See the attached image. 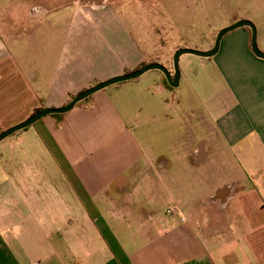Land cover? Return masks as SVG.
Masks as SVG:
<instances>
[{"label":"crops","instance_id":"obj_1","mask_svg":"<svg viewBox=\"0 0 264 264\" xmlns=\"http://www.w3.org/2000/svg\"><path fill=\"white\" fill-rule=\"evenodd\" d=\"M105 9L0 0L1 128L143 61L131 41L118 59L101 56L100 31L116 28ZM247 37L221 39L212 56L220 96L141 119L104 88L15 132L0 147V264H264V59ZM158 124L168 153L152 144Z\"/></svg>","mask_w":264,"mask_h":264},{"label":"rangeland","instance_id":"obj_2","mask_svg":"<svg viewBox=\"0 0 264 264\" xmlns=\"http://www.w3.org/2000/svg\"><path fill=\"white\" fill-rule=\"evenodd\" d=\"M83 2H91V5L99 10L107 8L108 17L115 19L116 28L113 33L100 31V38H106L110 44V48H101L102 57L107 53L114 54L118 59L125 54V44L131 41L133 53L143 60L139 64L154 61L171 70L172 55L177 48L187 47L200 51L210 49L218 30L239 19H248L255 25L257 46L264 51V0H83ZM51 15L52 13L48 14L46 18L49 19ZM245 32L248 34L249 46L250 31L247 27L232 30L222 39L238 40L240 34ZM55 41L49 48L52 52L46 63V70L49 72L54 70L61 50L60 39ZM23 64L21 68L23 66L25 70L29 68L38 70L39 67L38 63ZM178 67L180 72L178 85L172 89L167 88L164 83L162 85L164 78L159 70L151 69L137 78L109 86L104 91L111 93L113 102L122 114L134 117L138 115L141 119H150L151 111H159L162 114L166 102L170 104L171 109L176 106L178 99L194 96L199 98L201 103L204 96L216 97L225 91V86L219 79L222 78V74L218 72L214 57L203 58L188 53L182 54L178 60ZM62 116L63 114L61 118ZM166 125L163 124V127L160 124L156 125L153 133L155 136L151 139L152 144L162 153L169 152L164 134ZM32 127H27V132L32 131ZM143 127L146 128L147 125ZM2 129L4 128L0 127V130ZM11 137L13 134L1 140L0 147ZM151 155L152 153L149 154ZM135 178L138 180L140 176ZM168 203L169 200L161 202L160 208ZM163 211L165 213L166 208Z\"/></svg>","mask_w":264,"mask_h":264},{"label":"water","instance_id":"obj_3","mask_svg":"<svg viewBox=\"0 0 264 264\" xmlns=\"http://www.w3.org/2000/svg\"><path fill=\"white\" fill-rule=\"evenodd\" d=\"M240 27H247L250 31V50L253 53L254 56L260 59H264V51H261L256 42V27L255 25L248 19H239L230 25H227L225 27H222L221 29L218 30L216 33V36L214 38L213 45L210 49L207 50H196V49H191L187 47H179L177 48L173 55H172V71H170L167 67H165L163 64L158 63V62H150L147 63L141 67L132 69L130 71L124 72L119 75H115L112 77H109L104 80H100L84 89L81 91L77 92L68 102L65 104L58 106V107H42L40 110L30 114L23 120L15 123L12 126H9L7 128H4L0 130V141L5 139L6 137L14 134L17 131L23 130L31 125H33L36 121L39 119L49 115V114H63L71 110L78 102L82 101L83 99L87 98L88 96L92 95L93 93L104 89L110 85L131 80L134 78L139 77L142 75L144 72L151 70V69H157L159 70L165 77L167 84L174 88L178 85V80H179V67H178V60L182 54H193L199 57L203 58H209L214 56L218 49H219V44L222 39V37L237 28Z\"/></svg>","mask_w":264,"mask_h":264},{"label":"trees","instance_id":"obj_4","mask_svg":"<svg viewBox=\"0 0 264 264\" xmlns=\"http://www.w3.org/2000/svg\"><path fill=\"white\" fill-rule=\"evenodd\" d=\"M152 62H154V61H152ZM148 63H150V62H148ZM145 64H147V63H145ZM145 64H144V63L139 64V66H137V68H138V67H141V66H143V65H145ZM126 72H127V71H126ZM164 84H165V86H166L167 88L171 89V87L166 83V80H165V79H164ZM70 98H72V96H71ZM70 98H69L68 100H70ZM40 109H41V107H36V108H34L33 111L31 112V114L34 113V112H36V111H38V110H40ZM49 115L52 116V117H54L56 120H60L62 114H57V113H55V114H49Z\"/></svg>","mask_w":264,"mask_h":264},{"label":"flooded vegetation","instance_id":"obj_5","mask_svg":"<svg viewBox=\"0 0 264 264\" xmlns=\"http://www.w3.org/2000/svg\"><path fill=\"white\" fill-rule=\"evenodd\" d=\"M170 71H172V69L170 70ZM163 75V74H162ZM163 78L165 79V77H164V75H163ZM166 80V79H165ZM167 83V82H166ZM171 89H172V87H171Z\"/></svg>","mask_w":264,"mask_h":264}]
</instances>
